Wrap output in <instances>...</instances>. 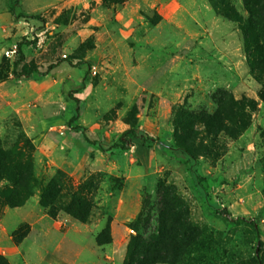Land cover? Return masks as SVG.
<instances>
[{
	"label": "rangeland",
	"instance_id": "374dc122",
	"mask_svg": "<svg viewBox=\"0 0 264 264\" xmlns=\"http://www.w3.org/2000/svg\"><path fill=\"white\" fill-rule=\"evenodd\" d=\"M227 13L248 16L243 0H0V150L26 196L0 201L7 264H127L130 239L155 228L160 184L201 234L153 264H258L259 245L264 264V85ZM18 46L16 72L30 76L4 53ZM220 93L241 103V123L179 127L183 112L214 113ZM76 105L74 123L104 146L129 127L155 141L104 152L68 127ZM181 135L200 179L172 148Z\"/></svg>",
	"mask_w": 264,
	"mask_h": 264
},
{
	"label": "trees",
	"instance_id": "16d2710c",
	"mask_svg": "<svg viewBox=\"0 0 264 264\" xmlns=\"http://www.w3.org/2000/svg\"><path fill=\"white\" fill-rule=\"evenodd\" d=\"M243 2L248 11V16L246 18H242L237 14L232 16L230 13H227L226 15L230 19L239 22L243 34L247 64L255 78L259 81H263L264 85V0H243ZM17 54L18 57L14 61L12 68L14 76H30L32 73L30 69L16 72L17 64L23 59L20 46L17 47ZM69 63H71L70 60ZM69 93L71 94L72 92L70 91ZM220 94L216 98L218 108L214 113L206 114L200 112L195 116L191 115V113L183 112V117L179 119V122H181L179 127L183 129L188 126L191 127L194 121H199L206 127L207 132L215 133L226 130L228 128L226 125L227 122L233 124L236 122L241 123L242 117L245 116L241 103L233 100L230 95L226 94L225 96V93L223 95L222 93ZM260 96L264 98V89L260 92ZM74 101L77 104L76 98H74ZM75 110L76 113L69 116L66 123L72 130L79 131L85 136L84 126L74 123L78 114L77 105ZM240 127L243 128L244 126L241 125ZM132 138L140 140L141 143L146 146H150L155 141V138H152L137 127H129L121 131L117 139L109 146H104L100 141L89 139L85 136V139L89 143L99 147L104 152H112L115 149H128L132 144ZM185 139L186 136L181 135V140H175V142L172 143V148L174 150H180L185 154L187 161L192 166L190 169L191 173L195 178L200 179L201 176L197 173L194 165L196 156ZM19 165V162H17L16 165L7 164L4 153L0 150V180L6 178L13 182L12 186L0 188V201H5L10 206L20 205L26 197L25 195H21L17 188L25 187V181L20 180L21 173H19ZM12 172H14V174H12ZM52 183L53 181L50 182V184ZM157 195L158 208L155 228L152 229L151 233L148 235L138 233L130 239L126 251L127 264L173 262L188 246L192 245L201 234L200 229L189 219L187 207L176 196L173 187L160 184L158 186ZM47 198L48 196L46 193L41 195V200L43 202L47 201ZM235 221L248 222L255 233L256 240L260 244L259 230L254 220L238 217ZM148 223L149 220L145 219V224ZM260 251L259 245L256 257L258 264H262ZM1 260L4 262L3 264H7L0 255V261Z\"/></svg>",
	"mask_w": 264,
	"mask_h": 264
},
{
	"label": "built area",
	"instance_id": "2783aa9c",
	"mask_svg": "<svg viewBox=\"0 0 264 264\" xmlns=\"http://www.w3.org/2000/svg\"><path fill=\"white\" fill-rule=\"evenodd\" d=\"M7 56H13L15 55V53H17V48H8V49H5V52H4ZM63 57H66V54H62Z\"/></svg>",
	"mask_w": 264,
	"mask_h": 264
},
{
	"label": "crops",
	"instance_id": "0c3cea01",
	"mask_svg": "<svg viewBox=\"0 0 264 264\" xmlns=\"http://www.w3.org/2000/svg\"><path fill=\"white\" fill-rule=\"evenodd\" d=\"M51 263H53V260H50ZM50 262H48L47 264H51Z\"/></svg>",
	"mask_w": 264,
	"mask_h": 264
},
{
	"label": "water",
	"instance_id": "95a60500",
	"mask_svg": "<svg viewBox=\"0 0 264 264\" xmlns=\"http://www.w3.org/2000/svg\"><path fill=\"white\" fill-rule=\"evenodd\" d=\"M60 112H62V109H60Z\"/></svg>",
	"mask_w": 264,
	"mask_h": 264
}]
</instances>
